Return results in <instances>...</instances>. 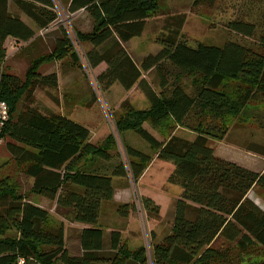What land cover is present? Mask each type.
<instances>
[{"label": "trees", "instance_id": "obj_1", "mask_svg": "<svg viewBox=\"0 0 264 264\" xmlns=\"http://www.w3.org/2000/svg\"><path fill=\"white\" fill-rule=\"evenodd\" d=\"M54 1L13 0L32 26L9 12V0H0V102L8 113L0 141L9 140L12 158L32 180L31 194L87 227L78 235L81 255H70L62 222L50 224L47 210L28 201L9 178L0 180V264H15L20 257L29 259L28 264H264V259L242 256L253 246L264 249V207L247 196L254 187L264 191V170L216 157L208 145L210 139L225 138L231 120L247 105L264 101V1L244 0V12L226 24L239 40L229 39L222 47L188 46L181 34L185 16H167L156 37L159 49L137 64L124 44L141 36L146 21L160 14L158 0H62L69 13L83 11L92 21L89 32L75 31V37L91 46L85 53L90 68L105 64L96 78L100 90L114 84L125 91L135 86L148 103L137 109L124 101L117 114L111 113L126 163L113 133L93 144L87 127L60 112L42 113L30 101L36 86L57 87L54 73H39L43 64L65 57L78 63L65 32L52 52L30 61L24 80L3 69L5 43H26L36 30L55 22ZM215 1L193 0L192 9L212 7ZM145 74L151 75L149 81ZM23 97L25 104L17 112ZM179 127L195 138L177 136ZM126 132L141 138L156 159L172 164L167 183L182 190L171 230L150 246L149 255L144 246L129 249L122 244L119 231H111L106 242L99 225L101 205L113 197L112 179L130 175L136 183L152 160L151 154L125 144ZM247 150L264 157L263 146L250 144ZM141 204L149 219L159 220L155 202L142 198ZM131 209L119 205L117 210L126 216ZM217 239L229 247H213ZM232 247L242 256L236 263L231 261Z\"/></svg>", "mask_w": 264, "mask_h": 264}, {"label": "rangeland", "instance_id": "obj_2", "mask_svg": "<svg viewBox=\"0 0 264 264\" xmlns=\"http://www.w3.org/2000/svg\"><path fill=\"white\" fill-rule=\"evenodd\" d=\"M54 2L57 20L46 29L36 30L35 40L31 44L29 41L26 43L16 41L5 43L6 59L3 69L6 73L24 80L30 61L39 55L52 52L55 41L61 38L65 32L77 54L78 63L73 65L72 60L65 57L43 64L39 68V73L43 76L54 73L57 77V87L52 89L36 86L30 94V101L33 102V107L42 113L60 112L79 121L89 122V126L94 127L92 136L95 129L97 130L99 127H103L108 132L107 135L113 132L117 141V151L121 154L122 161L126 163L127 159L121 147L120 139L114 130L111 113L117 114L120 104L124 101L137 109L147 108L148 103L135 86L131 90L125 91L118 84H114L105 92L100 90L96 78L98 74L104 71L105 64H100L94 69L90 68L85 53L91 49V46L86 43H79L75 37V31L87 33L91 30V19L83 11L69 13L62 0H55ZM192 3L193 0H158L160 14L146 21L141 36L124 44L132 60L138 64L143 57L155 53L159 49L156 44V37L161 32L164 19L172 15L185 16L181 34L183 40L190 47H194L197 43L222 47L229 39L239 40L237 36L229 32L226 24L244 12V0H216L212 7L203 6L199 9H192ZM8 10L13 15H19L27 24H31L14 6L13 0H9ZM145 75L149 81L151 75ZM24 104L23 97L17 106V112L22 110ZM83 122L79 123L83 124ZM260 125L264 126V101L247 105L236 118L231 120L225 138L221 141L210 139L208 145L216 157L234 162L248 170L260 172L264 168V157L247 150L250 144L264 147V128H260ZM145 126L156 137H160L157 130L153 129L151 125L146 123ZM180 129L177 128L176 130L177 136L186 140L195 138L196 135L193 132L186 128ZM126 133L136 139L139 149H142L143 145L147 146V150L149 149L148 145L135 133ZM124 138L123 134L122 139ZM6 140L9 141L8 139L0 141V180L9 178L19 193L23 194L28 201L36 205L41 204L50 214V224L56 225L62 222L67 252L72 256H80L79 223L71 222L59 214L55 210L53 202L29 192L32 180L22 173L21 167L12 158L7 149ZM171 171L172 165L170 163L156 160L146 175L136 180V183L130 176L121 179L120 184L126 186L131 195L130 202L124 205L134 206V209L129 210L126 216H122L116 210L117 205L115 206L110 201L103 202L99 216L101 228L119 231L122 244L129 249L144 246L149 255L150 246L160 242L169 233L173 222L175 202L182 192L180 187L167 183V177ZM115 179L113 178V181ZM144 192H150L151 196L149 197H152L156 204L161 206L162 219L160 217L159 220H152L147 217L141 204ZM247 196L258 206L264 207V191L260 188H252ZM109 233L104 234L106 242ZM212 246L225 249L229 247V244L222 239H217ZM242 256L245 260L258 261L264 259V249L253 246ZM242 256H239L236 248L231 250L233 263H236L238 258Z\"/></svg>", "mask_w": 264, "mask_h": 264}, {"label": "crops", "instance_id": "obj_3", "mask_svg": "<svg viewBox=\"0 0 264 264\" xmlns=\"http://www.w3.org/2000/svg\"><path fill=\"white\" fill-rule=\"evenodd\" d=\"M22 19V18H21ZM24 22H26L24 19H22ZM27 23V22H26ZM32 41H34V38L32 39V40H30L29 41V43L31 44L32 43ZM7 42H10V40H8ZM29 44V45H30ZM67 117H69V118H71L72 120H74L75 122H77V123H79V122H83V121H79L78 119H75V118H72L71 116H68V115H66ZM78 120V121H77ZM86 123V124H85ZM79 124H81V125H83V126H85V127H87V128H91V129H89V132H90V138H89V141L91 142V143H93V144H97V143H100L106 136H107V131H105V129L103 128V127H99V129H95V133L93 134V136H92V130H93V128L94 127H91V126H89V122H83V124L82 123H79ZM96 126V125H95ZM98 128V127H97ZM179 130H181L180 128H178ZM177 130V129H176ZM175 130V134H177V131ZM104 132V133H103ZM103 133V134H102ZM102 136V137H101ZM124 136H125V138L123 139L124 140V142H125V144H127V145H129V146H131V147H133V148H135V149H137V150H140V151H142L143 153H149L151 150L150 149H148L147 150V146H142V149H139L137 146H138V143L136 142V139L132 136V135H129V134H127V133H124ZM101 137V138H100ZM149 148V147H148ZM150 150V151H149ZM152 153V154H151ZM149 154H151V156H152V160H151V162L149 163V165L147 166V168H146V170L143 172V174L140 176V177H143V176H145L146 175V173L149 171V168H150V166L154 163V161H156V160H158V159H156V155L153 153V152H150ZM162 162H164V161H162ZM168 163V162H167ZM234 163V162H233ZM111 164V163H110ZM171 164V163H170ZM172 165V164H171ZM112 166V165H111ZM172 169H173V166H172ZM264 170V168L262 169V171ZM262 171H260V172H262ZM172 172V171H171ZM255 172H258V171H255ZM121 179H123V178H116L115 179V181H113V179H112V187H113V197H112V199H111V203L112 204H115V206L117 205L118 206V204H122V205H124V204H127V203H129L130 202V197H131V195H130V190L126 187V186H124L123 184H120V182H121ZM149 196H151V193L150 192H144L143 193V195H142V197H144V198H149V199H151L153 202H155V200L152 198V197H149ZM179 198V197H178ZM177 198V199H178ZM176 199V200H177ZM156 203V202H155ZM158 205V204H157ZM37 206H39V207H41V208H43L42 207V205L40 204V205H37ZM54 206H55V204H54ZM117 206H116V210H117ZM159 206V216L161 217V219L163 218V216H162V214H161V206L160 205H158ZM44 209V208H43ZM101 213V212H100ZM80 225V230H82L83 228H85V227H87L86 225H83V224H79ZM111 230H113V229H110V228H107L106 230H103L104 231V234L105 235H107V233H109ZM170 230H171V227H170ZM169 230V231H170ZM168 231V232H169ZM80 232V231H79ZM153 236V235H152ZM64 237H65V235H64Z\"/></svg>", "mask_w": 264, "mask_h": 264}, {"label": "built area", "instance_id": "obj_4", "mask_svg": "<svg viewBox=\"0 0 264 264\" xmlns=\"http://www.w3.org/2000/svg\"><path fill=\"white\" fill-rule=\"evenodd\" d=\"M7 117H8L7 108H6L4 103L0 102V130L4 125V122L7 120ZM114 130H115V128H114ZM114 138L116 139L115 135H114ZM128 176H130V175H128ZM28 262H29V259L20 257L17 259L15 264H28Z\"/></svg>", "mask_w": 264, "mask_h": 264}]
</instances>
